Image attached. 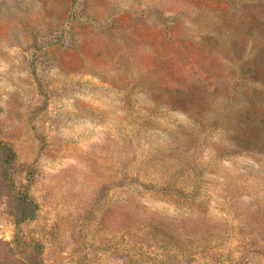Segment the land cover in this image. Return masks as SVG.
I'll return each instance as SVG.
<instances>
[{
  "label": "rangeland",
  "instance_id": "374dc122",
  "mask_svg": "<svg viewBox=\"0 0 264 264\" xmlns=\"http://www.w3.org/2000/svg\"><path fill=\"white\" fill-rule=\"evenodd\" d=\"M263 2L0 0V264H264Z\"/></svg>",
  "mask_w": 264,
  "mask_h": 264
},
{
  "label": "trees",
  "instance_id": "16d2710c",
  "mask_svg": "<svg viewBox=\"0 0 264 264\" xmlns=\"http://www.w3.org/2000/svg\"><path fill=\"white\" fill-rule=\"evenodd\" d=\"M263 4L264 2L258 5L257 7H255L254 5L251 6L249 5L247 6V8L244 7L243 10H240L241 8H239L238 9L239 17H240L239 21L241 23V26L239 28L230 27L229 31L225 35L226 41L224 42L223 38H221V41H219V44L221 45V46L219 45L220 47L224 49L226 48L225 51L227 53L230 52V54H233L234 57L233 61L236 62L237 60L242 62L241 57L244 54H246L245 43L249 37L254 36V33H256L257 35L264 36V9H262L264 8ZM261 6L263 7L260 10H258L259 9L258 7ZM249 51H251L252 62L256 63V61L258 60L257 64H259V60H262L261 64H264V40L257 43V45L252 47ZM214 52L217 55L221 56L218 50H215ZM203 60L206 61V58H204ZM207 62L209 63V61ZM218 68H220L219 65ZM210 69L211 70L208 71L210 73L209 78H213L212 76L215 74V72L213 71H215L216 69L214 63H210ZM257 74L258 77L264 76V73L257 72ZM159 88H173L170 89V91L172 90V92L170 93L173 94L174 92H177L174 93L175 94L174 97L176 98L174 103H176V105H180L179 107L192 106L191 102H188L187 100H190L194 96L193 90L190 91V88H196L194 84L183 80L179 85L176 84L174 86H170L168 84H165L162 87L159 86ZM230 88H232V90L235 89L234 92H236L237 96H239L240 98L242 97L246 101L247 100L249 101L248 104L246 105H249L252 111L254 109L256 110V112H253L254 113L253 116H250L245 110L235 112L232 118L230 116V119H227L229 120L230 125L233 126L234 127L233 129L235 130L240 124H243L246 116L256 118L257 123L253 126L252 132L258 135H264V97L263 99L260 97L256 98V95H258L257 94L258 91L254 92L253 95L252 90L246 88H255V87H249L246 81L244 83H240V81L237 80ZM256 104H258L259 106H256ZM240 129H243V127L241 126Z\"/></svg>",
  "mask_w": 264,
  "mask_h": 264
}]
</instances>
